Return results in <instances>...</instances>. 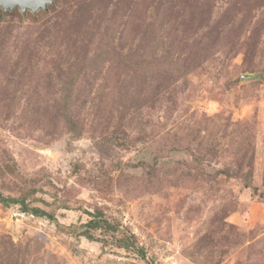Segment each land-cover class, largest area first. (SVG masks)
Here are the masks:
<instances>
[{"label": "rangeland", "instance_id": "1", "mask_svg": "<svg viewBox=\"0 0 264 264\" xmlns=\"http://www.w3.org/2000/svg\"><path fill=\"white\" fill-rule=\"evenodd\" d=\"M0 197V264H264V0L0 8Z\"/></svg>", "mask_w": 264, "mask_h": 264}, {"label": "trees", "instance_id": "2", "mask_svg": "<svg viewBox=\"0 0 264 264\" xmlns=\"http://www.w3.org/2000/svg\"><path fill=\"white\" fill-rule=\"evenodd\" d=\"M219 174L228 175L226 171H219ZM0 203L4 205H8L9 203L20 204L24 212L30 211L31 215L35 217L46 216V214L40 209H28L22 200L19 201L17 199L14 200L0 197ZM90 216L91 218L89 219V221H87V223L83 226V228H85L86 230L81 233V236L85 237L89 241H94L96 240V238L93 236V232L99 231L100 234L110 236L112 242H114L115 246H117L118 248H122L128 251H135L137 252V254L144 257L145 254L143 252V249L136 246L134 235H131L130 233H124L117 223H114L113 221L105 217L104 214L99 210L94 211V213L90 214ZM97 241L105 244L107 243L106 240L102 239H97Z\"/></svg>", "mask_w": 264, "mask_h": 264}, {"label": "water", "instance_id": "3", "mask_svg": "<svg viewBox=\"0 0 264 264\" xmlns=\"http://www.w3.org/2000/svg\"><path fill=\"white\" fill-rule=\"evenodd\" d=\"M54 0H0V8L3 12L18 8L25 15L27 11L36 13L38 10L45 11L47 6L52 4Z\"/></svg>", "mask_w": 264, "mask_h": 264}]
</instances>
